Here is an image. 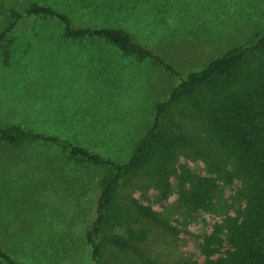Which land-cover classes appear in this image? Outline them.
Listing matches in <instances>:
<instances>
[{
	"label": "rangeland",
	"instance_id": "1",
	"mask_svg": "<svg viewBox=\"0 0 264 264\" xmlns=\"http://www.w3.org/2000/svg\"><path fill=\"white\" fill-rule=\"evenodd\" d=\"M28 1L0 0L2 7L21 9ZM36 2L69 14L81 26L125 28L179 76L106 41H67L54 18L24 19L6 62L0 53V124H23L55 134L59 141L0 142V247L25 264H140L131 250L111 244L102 248L98 263L93 261L86 232L94 218L101 169L69 159L64 147L73 143L125 159L150 124L155 103L180 77L246 43L264 27V0H138L128 16H115L106 7L93 12L69 7L74 0ZM188 116L182 118L184 126L196 136V120ZM178 159L196 174L205 171L199 158ZM135 185H122L119 203L126 205L123 195L134 197L177 231L166 233L133 212L130 228L144 237L136 243L158 264L204 262L198 243L221 217L186 213L176 206L174 188L164 198L152 186ZM237 185L226 189V198ZM127 231L124 225L110 228L121 236Z\"/></svg>",
	"mask_w": 264,
	"mask_h": 264
},
{
	"label": "trees",
	"instance_id": "2",
	"mask_svg": "<svg viewBox=\"0 0 264 264\" xmlns=\"http://www.w3.org/2000/svg\"><path fill=\"white\" fill-rule=\"evenodd\" d=\"M130 1L74 0L69 7L88 12L106 7L115 16H128L138 0ZM29 17L56 19L67 41H106L125 55L151 60L179 76L173 65L135 41L125 28L81 26L69 14L36 0H29L22 9L2 7L0 2V53L5 62L17 29L22 30L24 19ZM187 115L196 120V136L184 126L182 118ZM33 140L55 143L59 137L16 122L0 124V142L17 146ZM64 148L69 159L101 169L94 218L86 232L95 263L102 248L111 244L122 251L131 250L140 264H158L136 243L144 237L130 228L133 212L176 235L173 226L136 198L123 195L126 205L119 203L122 185L130 182L138 187L152 186L164 198L174 188L176 206L186 213L212 212L221 217L198 243L204 256L199 264H264V27L246 43L180 77L166 97L155 103L150 124L125 159H113L73 143ZM180 155L201 159L204 173L196 174L179 164ZM235 181L237 188L226 198V189ZM114 225H124L128 235L111 233ZM0 264L25 263L17 262L0 247Z\"/></svg>",
	"mask_w": 264,
	"mask_h": 264
}]
</instances>
